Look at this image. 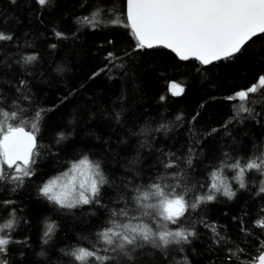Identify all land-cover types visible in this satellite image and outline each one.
Returning <instances> with one entry per match:
<instances>
[{"label": "trees", "instance_id": "obj_1", "mask_svg": "<svg viewBox=\"0 0 264 264\" xmlns=\"http://www.w3.org/2000/svg\"><path fill=\"white\" fill-rule=\"evenodd\" d=\"M97 9L103 23L93 28L83 18ZM121 11L125 12V0H54L53 6L42 11L31 0H21L19 5L0 0V18L4 19L0 29L14 34L12 41L0 42V63L19 61L22 55L36 56L29 65L12 63L0 77V109L15 110L29 122L37 112L41 114L36 133L40 154L32 165L35 175L25 178L16 191L12 183L0 180V201H15L0 207V220L15 210L16 227L11 235L20 242L9 245L4 257L9 264H69L63 249L104 247L96 233L108 220L105 208L57 210L37 192L82 155L98 161L113 181L102 189L103 203L123 207L122 202L115 204L123 195L116 184L122 180L146 184L171 172L161 161L175 159L190 181L209 183L210 173L220 166L225 153L246 161L264 151V87L257 82L264 74V36L253 38L235 62L202 67L193 60L181 62L162 48L133 50L135 40L123 26L126 16ZM117 18L119 24L109 22ZM54 30L63 32L65 38L56 39ZM109 51L120 56L116 63L121 66L109 65L93 78L107 63ZM20 79L28 82L27 87L16 92L14 86ZM172 82L184 89L181 95H171L168 86ZM254 83L258 91L249 94L247 101L226 99ZM242 106L250 111H240ZM117 113L119 124L114 119ZM24 126L31 130L30 123ZM59 134L66 139L57 143ZM189 158L191 168L186 162ZM233 175L230 169L223 170L236 197L229 200L217 194L215 201L187 213L184 226H193L197 238L190 245L172 246L167 256L155 254L157 260L221 264L219 258L236 246L245 252L235 264H247L259 254L264 233L251 222L264 217V194L259 193L264 176L255 170L246 172V188L240 189ZM233 217L249 223L250 236L239 231ZM46 222L56 225L48 244L42 241ZM213 225L226 237L224 251L212 243ZM148 251L149 256L154 254Z\"/></svg>", "mask_w": 264, "mask_h": 264}, {"label": "snow or ice", "instance_id": "obj_2", "mask_svg": "<svg viewBox=\"0 0 264 264\" xmlns=\"http://www.w3.org/2000/svg\"><path fill=\"white\" fill-rule=\"evenodd\" d=\"M9 2L19 5L21 0ZM24 2L28 3V0ZM31 4L42 11L53 6L54 0H31ZM100 15L101 10L97 9L91 17H84L83 22L95 28L103 23ZM120 15H125V12L121 11ZM109 22L119 24L120 20L117 18ZM2 23L4 19L0 18V24ZM123 26L130 29V35L135 40L133 50L161 47L169 49L182 61L194 58L202 65L214 61L235 62L247 50L253 37L264 36V0H126V22ZM54 36L58 40L65 38L63 32L55 30ZM13 39L14 34H5L0 29V42ZM51 46L56 47L55 44ZM35 60V55H22L19 61H4L0 63V77L6 75V70L12 68V63L29 65ZM105 60L107 63L104 68L94 72L93 78L107 70L109 65L121 66L116 63L120 56L112 51L106 54ZM257 82L264 87V74L258 76ZM27 83L20 79L14 86L15 91L22 92ZM168 90L173 96L181 95L184 91L175 82L169 84ZM257 91L254 83L226 99L229 102L237 99L247 101L249 94ZM160 99L163 101L165 96L162 95ZM240 111L249 112L250 109L242 106ZM40 115L37 112L29 122L15 110L0 109V180L12 183V191L22 187L25 178L35 175L32 165L37 162L36 157L40 154L36 138ZM180 118L177 116L178 120ZM114 119L118 124L122 122L119 113ZM26 123L31 124V130H26ZM64 139L66 137L59 134L57 143ZM17 161L20 163L17 164ZM186 162L191 168V158ZM5 163L9 169L15 165L14 172L6 173L3 169ZM161 163L166 170L172 171H166L146 184H136L134 180H122L116 184L118 192L123 195L116 198L115 204L122 202L123 207H109L103 203L102 189L106 184H113V181L105 176L100 163L90 159L88 155H82L71 164L68 171L61 174L62 177L71 174V179L67 182H59L61 177H56L38 187V196L57 210L70 211L84 206H99L108 212V220L96 233L104 247L63 249V254L70 258L69 264H164L163 260L156 259L155 254L167 256L172 246L190 245L198 236L193 226H184L187 213L215 201L217 194L229 200L236 197L237 192L223 177L224 169H230L234 173L233 179L240 189L246 188V172L255 170L264 176V151L246 161L225 153L220 166L210 173L209 183L190 181L175 159ZM200 189L207 191L200 192ZM259 193L264 194V180L260 183ZM14 203L11 199L2 200L0 207L6 208ZM261 211L264 212V208ZM233 219L238 220L239 231L245 237L251 235L247 221L242 217ZM251 226L264 233V217L252 221ZM15 227L13 210L7 219L0 220V264H9L4 258L8 254L9 245L20 243L11 235ZM55 230L54 223L46 222L42 235L44 244L49 243ZM210 230L214 236L212 243L221 246L220 251H224L226 237L214 225ZM148 249L154 250L152 256H149ZM244 252L245 249L239 246L229 247L226 255L219 258L220 262L235 264ZM258 253L247 264H264V243L259 245ZM185 264H188L186 259Z\"/></svg>", "mask_w": 264, "mask_h": 264}, {"label": "water", "instance_id": "obj_3", "mask_svg": "<svg viewBox=\"0 0 264 264\" xmlns=\"http://www.w3.org/2000/svg\"><path fill=\"white\" fill-rule=\"evenodd\" d=\"M125 16H126V0H125ZM253 38H255V37H253ZM154 48H161V47H153V48H151V49H154ZM144 49H149V48H144ZM162 49H164V48H162ZM164 50L170 52L172 55H174V57H175L177 60H179V61H181V62H187V61L193 60V61H196L197 63H199L202 67H207V66H209V65H211V64H214V63L219 62V61H214V62L211 63V64H208V65H202L199 61L195 60L194 58H189V59H187V60H183V61H182V60H180L178 57H176V55H175L174 53H172L169 49H164ZM19 163H20V161H17V164H19ZM3 166H5V167L8 168V166H7L6 163L3 164ZM14 166H15V165H14ZM14 166H13V167H14Z\"/></svg>", "mask_w": 264, "mask_h": 264}, {"label": "rangeland", "instance_id": "obj_4", "mask_svg": "<svg viewBox=\"0 0 264 264\" xmlns=\"http://www.w3.org/2000/svg\"><path fill=\"white\" fill-rule=\"evenodd\" d=\"M71 167V166H70ZM70 169V168H69ZM68 169V170H69ZM15 170V167H13L12 169H11V171H14ZM67 170V171H68ZM66 172V171H65ZM64 173V172H63ZM56 177H61V180L59 181V182H67V180H69V179H71V174L68 176V177H62V175L60 174V175H58V176H56ZM55 177V178H56ZM54 179V178H53ZM58 182V183H59Z\"/></svg>", "mask_w": 264, "mask_h": 264}]
</instances>
